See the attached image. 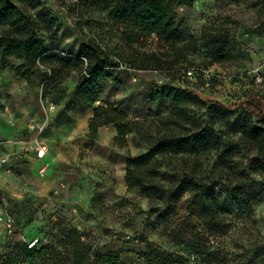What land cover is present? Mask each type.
Returning <instances> with one entry per match:
<instances>
[{
    "label": "rangeland",
    "instance_id": "rangeland-1",
    "mask_svg": "<svg viewBox=\"0 0 264 264\" xmlns=\"http://www.w3.org/2000/svg\"><path fill=\"white\" fill-rule=\"evenodd\" d=\"M113 2L42 0L32 11L48 49L75 53L93 40L113 64H121L108 70L115 78L102 81L99 100L116 102L132 118H142L150 110L162 114L172 103H152L150 95L170 83L227 108L264 115V0H196L176 7V26L197 41L195 48L185 45L180 53L154 35L127 44L112 14ZM153 53L159 64L149 59ZM15 63L13 57L0 59V125L20 129L12 137L26 142L42 126L40 135L48 151L39 159L32 152L17 151L15 144L11 151L0 144V158L8 156L0 164V255L16 256L21 264H68L65 258L71 248L64 236L76 231L102 252L120 251L125 264H143L137 253L149 246L173 252L181 264H264V255L258 254L264 245V175L253 162V180L238 192L240 198L244 191L248 194L250 207L239 208L225 189H212L226 210L218 227L210 229L199 217L189 205V194L160 218L139 188L124 179L127 155L135 156L145 146L133 135L119 145L107 128L93 141L88 138L86 120L92 107L74 91L78 73L72 70L63 80L67 87L63 107L56 106L46 119L47 97L42 94L46 73L26 80L12 70ZM194 115L205 118L203 110ZM5 116L11 120L2 122ZM63 123H73L65 136L57 127ZM216 131L226 134L223 128ZM249 154L235 156L242 162L238 169L247 167ZM202 160L203 171H209L212 160ZM43 165L46 171L41 175ZM164 171L161 178L169 180L172 174ZM4 212L14 220L11 233L3 228ZM37 238L32 256L24 258V247Z\"/></svg>",
    "mask_w": 264,
    "mask_h": 264
},
{
    "label": "trees",
    "instance_id": "trees-1",
    "mask_svg": "<svg viewBox=\"0 0 264 264\" xmlns=\"http://www.w3.org/2000/svg\"><path fill=\"white\" fill-rule=\"evenodd\" d=\"M195 1L114 0L111 6L127 44L154 35L180 53L182 46L190 45L187 49H192L197 41L176 26L175 9ZM41 5L42 0H0V59L15 58L18 63L11 68L26 80L39 72L46 73L42 94L49 99L52 94H65L67 87L63 80L72 70L78 73L74 91L92 107L87 120L88 138L93 141L100 127L113 125L115 143L124 145L127 136L133 135L145 146L139 154L127 155L124 179L128 186H137L148 198L151 211L164 218L175 210L182 195L189 194V205L214 229L226 211L211 192L216 187L229 192L239 208L250 207L248 194L244 191L240 198L238 192L253 180L250 162L264 175V115L233 110L219 102L204 100L188 88L163 83L151 92L150 101L168 100L173 105L171 110L162 114L150 110L142 118H132L116 102L98 98L103 91L102 81L115 78L114 72L108 70H116L121 64H113L108 53L93 40H87L75 53L48 49L32 12ZM178 43L183 44L178 47ZM148 57L159 64L154 53ZM200 110L205 118L194 115V111ZM216 128H223L226 134H219ZM244 151L252 154L248 156L247 167L238 169L242 162L235 156ZM203 157L212 160L207 172L203 171ZM162 169L172 174L169 180L161 178ZM64 237L71 248L65 258L68 264H125L120 251L102 252L99 246L83 239L81 233L73 231ZM36 242L24 247V258L32 256ZM258 254L264 255V245ZM137 258L143 264L182 263L173 252L152 246L137 253ZM0 264H21V261L16 256L0 255Z\"/></svg>",
    "mask_w": 264,
    "mask_h": 264
},
{
    "label": "built area",
    "instance_id": "built-area-1",
    "mask_svg": "<svg viewBox=\"0 0 264 264\" xmlns=\"http://www.w3.org/2000/svg\"><path fill=\"white\" fill-rule=\"evenodd\" d=\"M188 75L192 74V71L189 70L187 72ZM56 109V105L55 103L50 100L48 97L45 100V103L43 105V110H44V114L46 119H48L49 115L55 111ZM38 132L37 135H35L30 141L26 142L20 139H3L0 138V144L3 143H9V144H15L18 146L19 151H27V152H32L35 154V156L39 159H42L45 157L47 151H48V145L46 143V141L41 137V131H42V126L38 128ZM8 156L6 157H2L0 158V164L3 163ZM46 171V166L43 165L40 170L39 173L41 175H44ZM4 215L3 219H2V224H3V228H5L7 230L8 233H11L14 228H15V223L13 218L11 217V215L7 212L2 213ZM36 242V240L31 242V245Z\"/></svg>",
    "mask_w": 264,
    "mask_h": 264
},
{
    "label": "crops",
    "instance_id": "crops-1",
    "mask_svg": "<svg viewBox=\"0 0 264 264\" xmlns=\"http://www.w3.org/2000/svg\"><path fill=\"white\" fill-rule=\"evenodd\" d=\"M64 95L65 94H52V95H50V100H52L53 102H55L56 106L60 109L61 107H63V103L65 102L66 95L65 96ZM91 114H92V109L90 110V112H89V114L87 116V120L91 116ZM9 120H11V119L8 118V117H6V116L2 118V122L3 121H9ZM87 120H86V125H87ZM53 125L55 126L56 124H53ZM72 126H73V123H68V124L63 123L62 125H58L57 127L59 129H61V127H62V129H64L63 134L65 136V135H68L69 132L72 130ZM105 128L110 129V131H111V133H110V139L113 140V138H114V136L116 134V131H115L113 125H105V126L100 127L99 130H98V135H100L102 129H105ZM19 131H21V130L20 129L14 130L12 127L3 124L1 126V128H0V136H2L4 139L10 140V139H13V137H12L13 133L14 134H17V133H19ZM71 135H73V134H71ZM14 146H15L14 144H9V143H4L3 144V147L6 150H10V151L14 149ZM16 147H17V151H18L19 148H18V146H16Z\"/></svg>",
    "mask_w": 264,
    "mask_h": 264
}]
</instances>
